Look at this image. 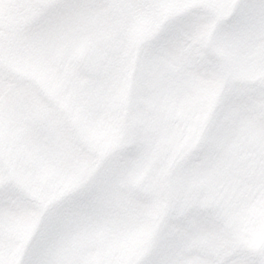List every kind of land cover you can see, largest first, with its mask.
Wrapping results in <instances>:
<instances>
[{
  "label": "snow or ice",
  "instance_id": "6c2138e0",
  "mask_svg": "<svg viewBox=\"0 0 264 264\" xmlns=\"http://www.w3.org/2000/svg\"><path fill=\"white\" fill-rule=\"evenodd\" d=\"M0 264H264V0H0Z\"/></svg>",
  "mask_w": 264,
  "mask_h": 264
},
{
  "label": "rangeland",
  "instance_id": "374dc122",
  "mask_svg": "<svg viewBox=\"0 0 264 264\" xmlns=\"http://www.w3.org/2000/svg\"><path fill=\"white\" fill-rule=\"evenodd\" d=\"M251 107V101L245 94L241 93L237 95L233 104V115L235 119L237 121L252 119L255 114L251 111ZM136 199L143 207H148L151 204L150 195L146 192L137 193ZM171 227L179 228V225L173 224L171 225ZM150 235V231L144 230L128 237L127 239L122 241L121 251L124 253H132L139 250L147 244Z\"/></svg>",
  "mask_w": 264,
  "mask_h": 264
}]
</instances>
